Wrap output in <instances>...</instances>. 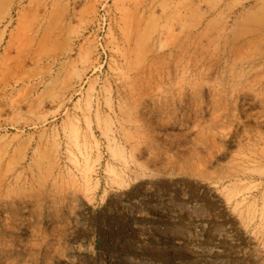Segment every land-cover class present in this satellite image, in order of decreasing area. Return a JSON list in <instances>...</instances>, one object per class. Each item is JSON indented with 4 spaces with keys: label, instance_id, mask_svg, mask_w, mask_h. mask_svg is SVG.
Here are the masks:
<instances>
[{
    "label": "rangeland",
    "instance_id": "1",
    "mask_svg": "<svg viewBox=\"0 0 264 264\" xmlns=\"http://www.w3.org/2000/svg\"><path fill=\"white\" fill-rule=\"evenodd\" d=\"M0 264H264V0H0Z\"/></svg>",
    "mask_w": 264,
    "mask_h": 264
}]
</instances>
